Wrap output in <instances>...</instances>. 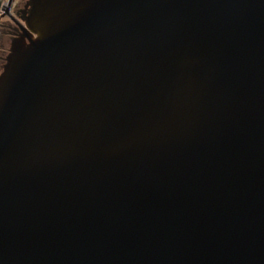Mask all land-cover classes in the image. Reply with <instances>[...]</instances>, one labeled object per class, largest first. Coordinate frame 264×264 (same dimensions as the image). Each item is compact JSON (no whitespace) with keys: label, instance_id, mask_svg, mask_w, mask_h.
Here are the masks:
<instances>
[{"label":"water","instance_id":"obj_1","mask_svg":"<svg viewBox=\"0 0 264 264\" xmlns=\"http://www.w3.org/2000/svg\"><path fill=\"white\" fill-rule=\"evenodd\" d=\"M31 6L0 72V264H264V0Z\"/></svg>","mask_w":264,"mask_h":264},{"label":"flooded vegetation","instance_id":"obj_2","mask_svg":"<svg viewBox=\"0 0 264 264\" xmlns=\"http://www.w3.org/2000/svg\"><path fill=\"white\" fill-rule=\"evenodd\" d=\"M32 9L31 0H15L11 12L4 17L0 28V72L6 64L13 43L25 31V18H28Z\"/></svg>","mask_w":264,"mask_h":264},{"label":"built area","instance_id":"obj_3","mask_svg":"<svg viewBox=\"0 0 264 264\" xmlns=\"http://www.w3.org/2000/svg\"><path fill=\"white\" fill-rule=\"evenodd\" d=\"M12 7L13 5H10V0H0V28L2 19L9 15Z\"/></svg>","mask_w":264,"mask_h":264},{"label":"rangeland","instance_id":"obj_4","mask_svg":"<svg viewBox=\"0 0 264 264\" xmlns=\"http://www.w3.org/2000/svg\"><path fill=\"white\" fill-rule=\"evenodd\" d=\"M14 3H15V1H14ZM14 5V4H13ZM6 17V16H5ZM4 19V18H3ZM3 19H2V21H1V24L3 23Z\"/></svg>","mask_w":264,"mask_h":264}]
</instances>
